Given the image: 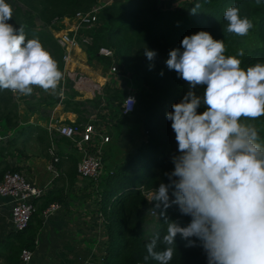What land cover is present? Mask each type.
Instances as JSON below:
<instances>
[{"label": "trees", "instance_id": "trees-1", "mask_svg": "<svg viewBox=\"0 0 264 264\" xmlns=\"http://www.w3.org/2000/svg\"><path fill=\"white\" fill-rule=\"evenodd\" d=\"M17 1L20 3H16V0L7 1L14 9L13 18L9 23L16 28L23 24L29 39L39 38L62 70V48L45 25L50 24L51 29L57 30L63 24L52 23L54 18L71 16L77 10H87L97 0ZM197 2L202 6L198 14L192 15L189 10ZM233 4L240 7L242 16L247 15L256 25L252 30L255 35L253 43L243 47L245 55L240 57L241 67L247 68L257 62H264V0H261L259 5L255 0H188L173 9L160 6L159 0H118L102 5L98 11L97 23L92 32L93 42L85 47L87 53L103 70L106 66L108 68L112 60L98 54L97 49L100 45L112 47L118 72L120 68L127 70L143 80L144 86L135 96L132 110L126 113L119 110L115 113V123L110 125L111 139L102 147L103 159H108L105 173H102L97 181L91 180L98 188L96 194L99 198V209L108 235L107 247L102 256L104 264H158L152 259L144 260L147 255L145 246L156 233L162 236L167 226L157 213L154 219L147 217L145 206L150 204L154 207L155 202L148 203L141 187L155 190L161 182L168 183L165 173L174 169L171 157L177 153L178 145L171 121L166 119V114L172 111V105L180 102L189 90L187 82L179 78L175 71L168 70L165 62L169 58L170 50L180 47L185 36L201 30L210 32L215 39L224 40L227 46L226 55H235L237 50L242 48L238 47L242 37L224 31L227 21L223 18L225 10ZM37 19L43 22L42 26L37 24ZM145 47L157 52L155 67L152 70H149L152 62L144 55ZM161 71L163 76L160 75ZM68 73L74 74L72 78L77 75L76 72ZM77 78L78 76L73 81H77L79 86L85 89L93 88L86 79ZM68 83L70 87L67 96L62 99L63 108L75 111L77 122L87 120L91 111L89 107H96L101 103L100 95L118 89L107 83L102 86V93L94 94L96 97L75 99L79 92L71 87L70 80ZM205 88L206 85L198 86L195 89L197 95L202 96ZM56 101V90H49L40 94L36 100H27L26 103L28 108L37 111L42 109V105ZM206 107L202 104L198 112L202 113ZM19 119L15 96L9 90L0 91V121L15 126ZM255 124L260 130L261 139L264 140V117L257 118ZM33 131L36 133L34 139L38 142L39 151L45 156L48 155L46 130L31 123L7 139V147L12 144L14 148L23 151L24 148L15 145V140L26 134L22 138L25 145L27 139L32 137ZM55 141L60 156L58 164H61L63 159L71 161L66 172L67 179L65 177L69 187L77 174L76 163L79 157L68 137L56 134ZM4 148L0 146L1 154ZM17 169L19 167H10L6 163L0 168V176L5 170ZM67 186L53 188L35 198V209L28 224L23 229L12 230L5 239H0L2 264H20L21 249L34 248L35 235L42 223L40 213L50 202L61 203L67 194ZM168 215L173 220H179L182 226H186L191 219L181 215L175 206L168 210ZM176 243L177 252L170 264H207L206 255L198 240L195 247L187 248L186 241L178 235Z\"/></svg>", "mask_w": 264, "mask_h": 264}, {"label": "clouds", "instance_id": "clouds-1", "mask_svg": "<svg viewBox=\"0 0 264 264\" xmlns=\"http://www.w3.org/2000/svg\"><path fill=\"white\" fill-rule=\"evenodd\" d=\"M201 6L197 2L190 13ZM13 15L12 5L0 0V91L30 96L34 86L57 90L63 79L58 61L39 38L27 37L23 24L9 23ZM223 18L224 31L238 37L256 26L237 4ZM226 52L224 40L201 30L185 36L165 62L189 90L166 114L178 145L174 169L149 202L167 227L146 244L145 261L170 264L179 235L187 248L200 242L207 264H264V140L255 124L264 117V62L243 68V47L235 55ZM144 55L154 69L157 52L145 47ZM205 85L197 95L195 89ZM127 102L130 110L134 99ZM202 104L207 107L200 113ZM174 206L191 218L186 226L169 217Z\"/></svg>", "mask_w": 264, "mask_h": 264}, {"label": "crops", "instance_id": "crops-1", "mask_svg": "<svg viewBox=\"0 0 264 264\" xmlns=\"http://www.w3.org/2000/svg\"><path fill=\"white\" fill-rule=\"evenodd\" d=\"M80 50L76 51V62L78 58L84 54V50H81L82 52ZM98 76L101 75L98 74ZM69 78L70 77H68V79ZM71 81H73L72 78ZM59 88L60 86H58L56 90L57 101L52 104H47L46 106L42 105V109L37 111L28 108L29 105L26 101L36 100L40 94L47 93L49 90L45 91L42 88L34 86V92L30 96L16 97L14 95L18 102L20 118L18 123L15 126H9L6 125L3 120L0 121V132L4 135L0 140V146L5 147L2 151L3 153H0V168L6 163H8L10 167H19V170L24 172L30 181L37 185L45 186L46 192L53 188L67 186L66 172L67 169H69L71 161L69 159H63L61 164L57 163L60 174L54 177L46 168V163L50 157L48 153L49 143L46 147L48 155L45 156L42 151H39L40 147L38 146V142L34 139L36 134L34 131L31 134L32 137L27 139L25 145H23L22 138H24L26 134L20 135L15 140V145L24 148L27 143L31 141L34 142L33 150L35 149V151L30 152L27 149L24 153L16 149V147L14 148L12 144L7 147V139L16 135L19 129L31 123L42 126L46 130L47 139L48 142H50L51 138L47 129L50 116H53L61 122L75 120L77 118V113L63 108V103L59 99ZM79 92L81 94L75 95V99L92 97L90 94L84 96L81 90ZM66 96L67 92L65 91V97ZM22 102L24 106H22ZM20 106H22L21 109ZM75 151L79 157V151L77 149ZM106 165L107 162L104 163V166ZM72 180L69 187H66L68 189H64L67 191V194L60 203V207L50 215L44 216L42 212L39 215L42 219V223L35 235V246L32 249V264L79 263L86 258L94 260L102 259L105 253L108 235L103 216L99 209L98 196L96 194L98 188L95 187V183L88 178L79 176L78 173L74 175ZM12 230L9 199L7 196H0V239H5Z\"/></svg>", "mask_w": 264, "mask_h": 264}, {"label": "built area", "instance_id": "built-area-1", "mask_svg": "<svg viewBox=\"0 0 264 264\" xmlns=\"http://www.w3.org/2000/svg\"><path fill=\"white\" fill-rule=\"evenodd\" d=\"M107 2H101L97 0L87 10H77L73 15H64L61 18H54L53 21H58L63 26L57 30L51 29L48 25L47 28L51 29L53 36L62 48V61H63V79L59 85V95L62 101L65 98V89L67 83L65 80L66 73L68 74L70 65L76 63L75 54L77 50L93 42V30L96 26L98 19V11L102 5ZM97 53L111 58L112 63L109 66V73L117 72V64L114 61V49L110 46L100 45L97 49ZM68 82V81H67ZM12 93V92H11ZM16 97L19 94H14ZM131 97L134 99L135 95L127 93L122 101L119 108L121 113H126L132 110L134 103L130 110H128L127 99ZM50 120L47 125L48 132L50 134V142L48 146V153L50 155L46 168L52 173L54 177L60 174L57 167V163L60 160V156L57 152V146L55 141V135H63L72 140L73 145L79 151V159L77 160L76 169L77 173L81 177L88 178L89 180L97 181L103 173V154L102 147L109 141V134L102 130L92 118V115L88 117L85 122H77L72 120L70 122H61L60 120L49 117ZM4 137L0 132V140ZM145 193L146 199L152 198L153 192H145L144 188L141 187ZM46 192L45 186H40L30 181L28 176L21 170H5L0 176V196H7L10 203V218L12 222L13 230L23 229L30 219L32 211L35 209L34 199L43 195ZM60 207V203L57 201L50 202L43 210L44 216L52 214L56 209ZM155 210H150L149 215L152 216ZM20 264H32L33 251L30 248L23 247L19 253ZM70 264H104L102 259H90L79 263ZM142 264V262H137Z\"/></svg>", "mask_w": 264, "mask_h": 264}, {"label": "rangeland", "instance_id": "rangeland-1", "mask_svg": "<svg viewBox=\"0 0 264 264\" xmlns=\"http://www.w3.org/2000/svg\"><path fill=\"white\" fill-rule=\"evenodd\" d=\"M7 1H11V0H7ZM100 1L101 2H107V4H109L111 2H115L118 0H100ZM185 1H188V0H159V4H160V6H162L164 8H172L173 9V8L181 5ZM16 3L19 4L20 2L16 0ZM53 22L56 25L61 24L60 22H58L56 20L55 21L52 20V23ZM37 24L42 26L43 22H41L37 19ZM47 27H48V25L46 24L45 28L47 30L51 31V29L47 28ZM254 39H255V35L251 31L248 36L242 37L240 39V41L238 42V47H244L246 45L250 46L253 43ZM81 50L82 51L84 50L83 51L84 54L82 56H80V58H78V61L75 63V65L74 64L70 65L71 69H69V70H71V72H76L77 75H75L73 78H72V76L74 74L69 75V73L68 74L66 73V75H65V80L67 83L66 84L67 88L65 89V91L68 92L69 87H70V85L67 81L68 80L71 81V78L74 79L77 76H78L77 79H79V78L86 79V81H88V83H91L89 85H91V87H93L92 89H85L84 87L79 86L77 84L78 83L77 81H76V83L74 81L73 82L71 81V87H74V88L78 89L79 91L81 90V92L84 96H88L90 94V96L94 97L95 96L94 94L96 92L102 93V90H103L102 86L104 84H107V83L112 85V88L113 87L118 88L116 91H110L109 93L100 95L102 98L101 99L102 101L98 106H96V104H94L96 107H89V109H91L90 114H89V116L92 115L91 119H93L95 122H97L99 124V126L102 127V130L104 129V132L109 134V139H111V133H110L111 127H110V125L115 120V118H114L115 113L117 111H119L123 97L127 93H132L136 96L139 93V91L144 88L143 80L139 79L138 77L134 76L133 74H131L130 72H128L127 70H125L123 68H120L119 72L117 71V72L112 73V74L109 73L108 68H109V66H111L110 63H109L110 65L108 66V68L106 66L103 68V70H101L100 66H98V64L95 62L93 57L87 53V51L85 50V47H82ZM98 74H100L101 76H98ZM68 77H70V78L68 79ZM95 83L97 85H95ZM79 94H81V93L79 92ZM22 104H23L22 106H24L23 102H22ZM22 106H20V109ZM88 117H87V119H88ZM0 130H1V128H0ZM143 137L145 138L146 136L143 135ZM33 147H34V142L29 141L27 143L26 147H24L23 152L25 153L27 149L30 152L35 151V149L33 150ZM106 162H108L107 158L104 159L103 164ZM104 172H105V166L103 165V173ZM144 190H145V192H149V191L153 192L154 191L152 188L144 189ZM152 208H154V207L152 205L148 204L147 206H145V209H144V212L147 215V217H149V219L156 218V212H154L152 216L149 215L150 209H152ZM0 264H2L1 260H0Z\"/></svg>", "mask_w": 264, "mask_h": 264}]
</instances>
